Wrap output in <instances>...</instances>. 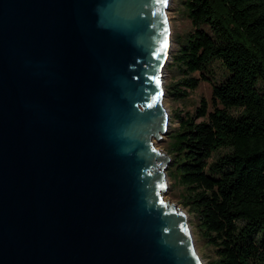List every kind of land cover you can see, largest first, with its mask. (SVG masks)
I'll use <instances>...</instances> for the list:
<instances>
[{
    "label": "water",
    "instance_id": "95a60500",
    "mask_svg": "<svg viewBox=\"0 0 264 264\" xmlns=\"http://www.w3.org/2000/svg\"><path fill=\"white\" fill-rule=\"evenodd\" d=\"M169 1L0 0V264H203L153 144Z\"/></svg>",
    "mask_w": 264,
    "mask_h": 264
},
{
    "label": "trees",
    "instance_id": "16d2710c",
    "mask_svg": "<svg viewBox=\"0 0 264 264\" xmlns=\"http://www.w3.org/2000/svg\"><path fill=\"white\" fill-rule=\"evenodd\" d=\"M184 9L191 30L169 56L182 76L164 93L184 99L203 82L210 101L172 117L167 193L214 250L206 264H264V0H185Z\"/></svg>",
    "mask_w": 264,
    "mask_h": 264
},
{
    "label": "rangeland",
    "instance_id": "374dc122",
    "mask_svg": "<svg viewBox=\"0 0 264 264\" xmlns=\"http://www.w3.org/2000/svg\"><path fill=\"white\" fill-rule=\"evenodd\" d=\"M184 3L185 0H170L165 11L166 20L169 26L170 45H169L168 58L166 59L163 68V76H162L163 90L165 87L179 81L182 76L178 72L177 68L171 63L169 56L170 54L174 53L177 48L176 44L174 43V41H176L175 38L183 37L186 33H188L191 30L189 21L186 18ZM211 69H213L212 70L213 76H211L210 79L211 82L216 84L220 81L222 77V71L217 65H213ZM193 76L196 75L194 74ZM210 87H211L210 84L200 82L195 90L187 91V96L184 99H172L167 97L164 93L162 104L168 116V125L164 135H162L160 139H158V141H153V144L156 147V149L160 150L163 153L168 152L167 133L169 131H172L177 125V121L172 119L173 115L175 113H178L181 116L183 115V113L191 114L200 98H203L209 104ZM208 110H210V108ZM165 178L168 188L169 181L166 175ZM167 191L168 190L165 189L162 192V199L168 203L175 204V206L179 210H181L186 214L187 224L189 227V233L192 239L193 247L200 260L203 262V264L214 261L216 257L214 250L200 238L197 230L193 225L192 215L188 214L186 212V209H182L181 206L177 204L176 197L174 195L173 196L169 195Z\"/></svg>",
    "mask_w": 264,
    "mask_h": 264
},
{
    "label": "snow or ice",
    "instance_id": "6c2138e0",
    "mask_svg": "<svg viewBox=\"0 0 264 264\" xmlns=\"http://www.w3.org/2000/svg\"><path fill=\"white\" fill-rule=\"evenodd\" d=\"M166 47H167V42L165 41V44L163 45V48L166 49Z\"/></svg>",
    "mask_w": 264,
    "mask_h": 264
},
{
    "label": "bare ground",
    "instance_id": "6f19581e",
    "mask_svg": "<svg viewBox=\"0 0 264 264\" xmlns=\"http://www.w3.org/2000/svg\"><path fill=\"white\" fill-rule=\"evenodd\" d=\"M162 74H163V71H162Z\"/></svg>",
    "mask_w": 264,
    "mask_h": 264
}]
</instances>
